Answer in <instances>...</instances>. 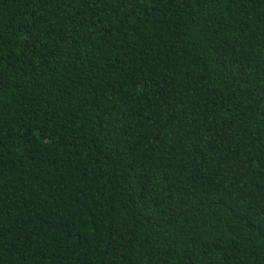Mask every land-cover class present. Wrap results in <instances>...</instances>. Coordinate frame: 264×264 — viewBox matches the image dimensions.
<instances>
[{
	"label": "trees",
	"instance_id": "1",
	"mask_svg": "<svg viewBox=\"0 0 264 264\" xmlns=\"http://www.w3.org/2000/svg\"><path fill=\"white\" fill-rule=\"evenodd\" d=\"M0 264H264V0H0Z\"/></svg>",
	"mask_w": 264,
	"mask_h": 264
}]
</instances>
